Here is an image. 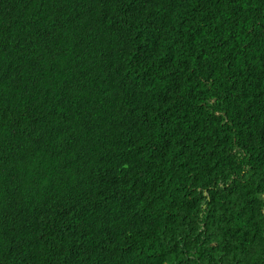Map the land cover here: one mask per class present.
I'll use <instances>...</instances> for the list:
<instances>
[{"label":"trees","instance_id":"trees-1","mask_svg":"<svg viewBox=\"0 0 264 264\" xmlns=\"http://www.w3.org/2000/svg\"><path fill=\"white\" fill-rule=\"evenodd\" d=\"M5 213L0 264H264V0H0Z\"/></svg>","mask_w":264,"mask_h":264},{"label":"clouds","instance_id":"clouds-1","mask_svg":"<svg viewBox=\"0 0 264 264\" xmlns=\"http://www.w3.org/2000/svg\"><path fill=\"white\" fill-rule=\"evenodd\" d=\"M83 183L78 181L76 182L77 188H82ZM0 235L4 236L6 239L10 240V233L15 231L19 233V227L21 228L20 221L10 213H5L0 215ZM217 229L212 231V228L208 227V230L201 238V243H199L198 247H201L204 242H207L206 247L214 250L216 248V253L214 256H209L207 258V262L210 264H216L218 260L223 258L226 254V250H231L232 242H233V233L227 229L224 224L217 223ZM15 236V235H14ZM12 236V240L13 237ZM203 252H197L196 249L191 250L190 253L193 255L191 257L192 260H195V264H203L204 263V249ZM151 253H138L136 254L137 257L135 258V264H148L147 262V255Z\"/></svg>","mask_w":264,"mask_h":264},{"label":"bare ground","instance_id":"bare-ground-1","mask_svg":"<svg viewBox=\"0 0 264 264\" xmlns=\"http://www.w3.org/2000/svg\"><path fill=\"white\" fill-rule=\"evenodd\" d=\"M129 49V48H128ZM130 50V49H129ZM57 135V134H56ZM58 136V135H57Z\"/></svg>","mask_w":264,"mask_h":264}]
</instances>
